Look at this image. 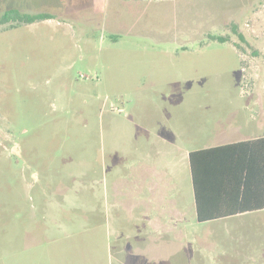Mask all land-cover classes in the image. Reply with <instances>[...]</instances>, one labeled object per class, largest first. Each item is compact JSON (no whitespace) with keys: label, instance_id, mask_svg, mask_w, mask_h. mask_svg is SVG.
Wrapping results in <instances>:
<instances>
[{"label":"rangeland","instance_id":"rangeland-1","mask_svg":"<svg viewBox=\"0 0 264 264\" xmlns=\"http://www.w3.org/2000/svg\"><path fill=\"white\" fill-rule=\"evenodd\" d=\"M7 10L47 19L0 26V264H264V212L198 223L187 159L264 135V0Z\"/></svg>","mask_w":264,"mask_h":264},{"label":"trees","instance_id":"trees-1","mask_svg":"<svg viewBox=\"0 0 264 264\" xmlns=\"http://www.w3.org/2000/svg\"><path fill=\"white\" fill-rule=\"evenodd\" d=\"M45 19L7 10L0 26ZM187 159L198 222L264 210V138L191 151Z\"/></svg>","mask_w":264,"mask_h":264},{"label":"crops","instance_id":"crops-1","mask_svg":"<svg viewBox=\"0 0 264 264\" xmlns=\"http://www.w3.org/2000/svg\"><path fill=\"white\" fill-rule=\"evenodd\" d=\"M258 138H264V135L261 136V137H255L253 139H250V140H254V139H258ZM248 141V140H246ZM237 143V142H235ZM231 144V143H229ZM226 145V144H225ZM222 146V145H221ZM216 147V146H215ZM211 148V147H210ZM204 149H207V148H204ZM202 150V149H200ZM196 151V150H195ZM188 155V154H187ZM261 212H264V210H260V211H256V212H250V213H261ZM250 213H244V214H240V215H235V216H230V217H225V218H220V219H217V220H212V221H208L209 222H227L228 220L232 219V218H236V217H239V216H242V215H246V214H250ZM198 222V221H197ZM198 223H206V222H198Z\"/></svg>","mask_w":264,"mask_h":264}]
</instances>
